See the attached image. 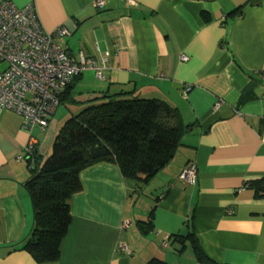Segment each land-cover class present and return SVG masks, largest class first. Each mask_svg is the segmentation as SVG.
I'll return each mask as SVG.
<instances>
[{
	"label": "crops",
	"instance_id": "crops-1",
	"mask_svg": "<svg viewBox=\"0 0 264 264\" xmlns=\"http://www.w3.org/2000/svg\"><path fill=\"white\" fill-rule=\"evenodd\" d=\"M10 1L33 4L49 33L66 28L57 43L71 58L96 60L103 78L78 76L70 89L77 99L125 86L170 102L189 128L146 184L110 161L84 170L60 260L50 264H201L189 244L182 252L162 246L190 231L218 264H264V197L248 186L264 182V0H106L104 8L97 0ZM68 117L63 105L42 132L14 112L0 114V264H39L22 250L34 226L28 155L48 157L47 140ZM191 165L195 184L180 179ZM154 209L143 235L137 223ZM121 243L130 253L118 251Z\"/></svg>",
	"mask_w": 264,
	"mask_h": 264
},
{
	"label": "trees",
	"instance_id": "trees-1",
	"mask_svg": "<svg viewBox=\"0 0 264 264\" xmlns=\"http://www.w3.org/2000/svg\"><path fill=\"white\" fill-rule=\"evenodd\" d=\"M204 19L210 18L204 15ZM71 86L59 95L61 106L47 127L48 130L65 105L70 114L53 140L50 155L45 158L37 149L28 155L31 178L26 187L32 201L34 226L22 250L39 264L60 260L62 243L72 222L70 200L83 189L84 170L110 161L117 164L125 179L137 185L146 184L169 163L189 129L179 109L168 101L140 98L125 86L118 93L102 92L80 100L70 92ZM248 186L258 198L264 197L263 181ZM154 213L155 209L148 221L137 223L143 235L152 231ZM170 242L171 246L180 245L179 252L191 245L201 264H218L204 254L192 231L172 235L168 247ZM151 264L167 263L153 259Z\"/></svg>",
	"mask_w": 264,
	"mask_h": 264
},
{
	"label": "built area",
	"instance_id": "built-area-1",
	"mask_svg": "<svg viewBox=\"0 0 264 264\" xmlns=\"http://www.w3.org/2000/svg\"><path fill=\"white\" fill-rule=\"evenodd\" d=\"M95 5L104 8L106 0H97ZM67 35L64 27L47 32L33 4L19 7L10 0L0 3V114L14 112L25 120L27 130L38 127L45 132L61 106L59 95L67 86L89 70L103 78L95 59L82 56L74 60L58 45L57 39ZM261 77L264 80V72ZM190 89L187 86L185 94ZM196 177V167L191 165L180 179L195 184ZM128 225L126 222L124 227ZM162 246L168 247V241ZM118 250L130 253L123 243Z\"/></svg>",
	"mask_w": 264,
	"mask_h": 264
},
{
	"label": "rangeland",
	"instance_id": "rangeland-1",
	"mask_svg": "<svg viewBox=\"0 0 264 264\" xmlns=\"http://www.w3.org/2000/svg\"><path fill=\"white\" fill-rule=\"evenodd\" d=\"M78 94H80V93H78ZM69 106H70L71 109H75V107H73V106H71V105H69ZM69 114H70V113H69ZM71 115H72V114H71ZM71 115H70V116H71ZM65 121H66V120H64L63 123L59 126L58 131L60 130V128L62 127V125L65 123ZM56 124H57V123L54 122L52 128H55V125H56ZM52 130H53V129H52ZM58 131H57V133H58ZM57 133H56V134H57ZM56 134H55L53 137H55ZM53 140H54V138H53ZM53 140H51V136H50V137L48 138V140H47L48 142L46 143V146H47L49 143H51V144H50V145H51L50 147H52ZM125 223H126V222H125ZM127 223H129V222H127ZM128 227H129V225H128ZM128 227H127V228L123 227V228H124V229H128ZM119 245H120V244H119ZM118 249H119V246H118ZM118 251H119V250H118ZM119 252H120V251H119Z\"/></svg>",
	"mask_w": 264,
	"mask_h": 264
}]
</instances>
